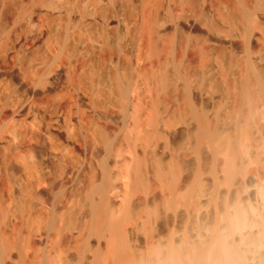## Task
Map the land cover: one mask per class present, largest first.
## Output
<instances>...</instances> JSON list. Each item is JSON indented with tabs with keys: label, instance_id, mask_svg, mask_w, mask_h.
Wrapping results in <instances>:
<instances>
[{
	"label": "bare ground",
	"instance_id": "obj_1",
	"mask_svg": "<svg viewBox=\"0 0 264 264\" xmlns=\"http://www.w3.org/2000/svg\"><path fill=\"white\" fill-rule=\"evenodd\" d=\"M0 264H264V0H0Z\"/></svg>",
	"mask_w": 264,
	"mask_h": 264
}]
</instances>
